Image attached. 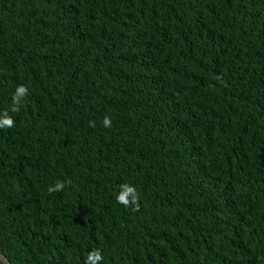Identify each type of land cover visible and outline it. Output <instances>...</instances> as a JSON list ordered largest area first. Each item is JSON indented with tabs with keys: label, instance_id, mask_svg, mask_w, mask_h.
<instances>
[{
	"label": "trees",
	"instance_id": "obj_1",
	"mask_svg": "<svg viewBox=\"0 0 264 264\" xmlns=\"http://www.w3.org/2000/svg\"><path fill=\"white\" fill-rule=\"evenodd\" d=\"M5 110L11 264H264V0H0Z\"/></svg>",
	"mask_w": 264,
	"mask_h": 264
},
{
	"label": "clouds",
	"instance_id": "obj_2",
	"mask_svg": "<svg viewBox=\"0 0 264 264\" xmlns=\"http://www.w3.org/2000/svg\"><path fill=\"white\" fill-rule=\"evenodd\" d=\"M28 94V88L24 85H19L15 93L12 96V105L11 111L18 112L20 110V105L22 102V98ZM103 125L105 127H111L112 121L109 116H105L103 118ZM15 126L14 118L9 115L8 110H5L2 114H0V129H10ZM90 127H95V122H89ZM70 184L71 181H57L54 185H50L47 191L51 194L54 192L63 191L65 184ZM139 193L137 192L136 188L130 184H122L120 186V191L116 195V201L119 204H122L124 207H132L134 206L136 210L139 209ZM104 260L103 253L100 249H94L89 252L88 256L86 257L85 264H102Z\"/></svg>",
	"mask_w": 264,
	"mask_h": 264
},
{
	"label": "water",
	"instance_id": "obj_3",
	"mask_svg": "<svg viewBox=\"0 0 264 264\" xmlns=\"http://www.w3.org/2000/svg\"><path fill=\"white\" fill-rule=\"evenodd\" d=\"M0 261L3 263V264H11L7 258L0 252Z\"/></svg>",
	"mask_w": 264,
	"mask_h": 264
}]
</instances>
